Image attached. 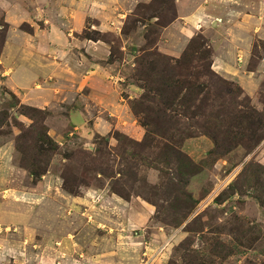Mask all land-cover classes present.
Returning <instances> with one entry per match:
<instances>
[{
  "label": "rangeland",
  "instance_id": "1",
  "mask_svg": "<svg viewBox=\"0 0 264 264\" xmlns=\"http://www.w3.org/2000/svg\"><path fill=\"white\" fill-rule=\"evenodd\" d=\"M16 1L0 0V264L89 250L88 264H264V0L208 3L259 10L249 58L230 72L212 58L247 28L221 14L190 24L206 0H121L102 30L73 8L86 26L64 34L100 40L99 59L64 41L56 100L32 70L51 58L43 3L21 21Z\"/></svg>",
  "mask_w": 264,
  "mask_h": 264
},
{
  "label": "crops",
  "instance_id": "2",
  "mask_svg": "<svg viewBox=\"0 0 264 264\" xmlns=\"http://www.w3.org/2000/svg\"><path fill=\"white\" fill-rule=\"evenodd\" d=\"M29 4H30V8L31 9H25V7L18 1L12 3V4H8L7 6L8 8V12L13 11V13H15L16 16L19 17V20L21 21H26V20H31L32 21V17L35 14L37 15V17L39 16V13L37 11V8L39 7L40 3V8L43 10V13L41 14L40 18H43V25L44 28L47 30H51L52 32L47 35L48 39H45V41H42V45H45V49L47 50V54L51 57H45L44 59H39L37 57L34 56H30V55H26L24 56V62H31L32 59H36V61L41 64L39 65L37 63V66L35 65V67H32V70H37L40 72V74L42 73L45 77L47 78V84L44 86V90L42 92H48L51 93L53 100L58 99L59 98V93L62 94V91L64 89V58L67 57L68 54H66V50H64V41L65 44L70 42L72 45H75V50H77V47H82L83 50L86 52V54H84L85 56L88 54L89 59H87L88 62H91V60H98L96 58V54L94 52L96 45L98 42H100V40H78L77 38H71V40H69L64 33L71 27V26H76L79 25L80 22L82 24L86 23L84 21H79V17H77L78 15H76L74 18L73 15L74 14H78L76 12H73V8H75L77 12L80 13H87L88 16H93V18H96L98 20L97 24H93L91 27L96 28L97 25L100 27L99 29L102 30V26L107 23L108 21L105 20L104 15H114V14H118L119 17L120 15H122L124 12H121L122 5H121V0H28ZM68 2V3H67ZM215 2V0H206L205 2V9H200L195 11L193 14L190 15V24H197L199 18H200V26H202V24L207 25L208 22H211L212 18L215 15H220L221 14V20H228L230 23H232L234 25V28H236L237 24H243L247 30L245 32L239 33V34H234V36H229L228 34L226 35L228 37V43L229 45L232 47L231 51L229 53V55L226 57V59L222 58L221 55H216L212 58V64L213 67L216 68L217 71L219 72H224V71H232L235 66L233 65V63H237V61L235 60V56L237 58V56H241L242 61L240 62V67H244V65L246 64L249 55H250V51H248V49L246 47H250V33L249 31L251 29H253L254 31H257L259 29V25L261 23V19H259V16H254L253 13H259L258 8L256 12L253 11L251 12L250 10L245 9V7L242 6V8L234 5L231 6V4L229 5H223L222 8L218 9V10H214V11H209L208 10V3H213ZM36 8V10H35ZM240 8V9H238ZM18 9V10H17ZM52 9V13H50V22L49 20H47V18L49 17V14L47 11H51ZM243 10L248 11V14H243ZM45 12H47V16L43 15L45 14ZM241 12V13H240ZM64 14H66V18H64ZM218 15V16H219ZM243 15V16H242ZM43 16V17H42ZM57 17V18H53V17ZM39 18V17H38ZM111 20L113 23L117 22V18L111 17ZM246 21V22H245ZM250 22V25L248 24V22ZM204 22V23H203ZM108 24V23H107ZM197 28V27H195ZM199 28V25H198ZM67 34L69 35L70 33L67 32ZM39 44V42H38ZM94 44V45H93ZM97 46H100L99 44ZM13 49V45L11 46ZM235 47V48H234ZM238 47V48H237ZM216 49V48H215ZM16 57L17 54L10 56L9 58L12 59V62L16 61ZM4 58H7L4 57ZM7 63H11V62H7ZM239 63V62H238ZM237 63V64H238ZM21 62H18V70H20L21 66L20 65ZM110 66V64L108 65ZM108 66H104L102 67L103 70H105ZM264 66V61L262 60L260 63H258V65H256V68L254 69L255 71L260 70V68ZM29 70V69H27ZM253 70V71H254ZM24 71V70H23ZM23 71H19V73L21 75H23ZM31 71V70H30ZM36 73V71H34ZM41 74V75H42ZM26 79L24 78V82H32V77L31 74L25 75ZM89 80L90 77H87ZM98 78L100 80L104 79V76L102 74H100L98 76ZM88 81H87V85H88ZM91 86L90 89V93L93 92V86L90 82L89 84ZM16 90V89H15ZM54 90V91H53ZM35 99H40L38 97H36ZM61 102H64V100H61ZM36 104V103H34ZM39 106V105H36ZM81 108V105H80ZM25 250H21L19 252H11L9 254H11V258H14L15 255L13 254H22ZM92 250H89L88 252L85 251H78L79 254H77L76 256H71L72 254L70 253V251H68L70 256H67V262L66 264H88L93 260H88L89 257H91L90 255L92 253H90ZM97 254H94L92 259H98L101 257V254H98L100 252H94ZM34 254H37V256L33 255L32 259L34 261H37L36 264H52V258L49 256H43L42 254H40L39 252H35ZM29 255V253H28ZM20 256V255H19ZM58 258V257H56ZM60 258V257H59ZM59 263L64 264V261L62 262V259L60 260ZM96 263V262H95Z\"/></svg>",
  "mask_w": 264,
  "mask_h": 264
}]
</instances>
